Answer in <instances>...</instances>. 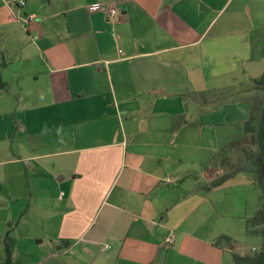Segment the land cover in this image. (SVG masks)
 Here are the masks:
<instances>
[{"label": "crops", "instance_id": "1", "mask_svg": "<svg viewBox=\"0 0 264 264\" xmlns=\"http://www.w3.org/2000/svg\"><path fill=\"white\" fill-rule=\"evenodd\" d=\"M250 1L0 0V264H234L261 190L182 185L249 118Z\"/></svg>", "mask_w": 264, "mask_h": 264}, {"label": "rangeland", "instance_id": "2", "mask_svg": "<svg viewBox=\"0 0 264 264\" xmlns=\"http://www.w3.org/2000/svg\"><path fill=\"white\" fill-rule=\"evenodd\" d=\"M233 1V3L239 1V0H231V2ZM255 0H251L249 2V6L251 7V11L249 12L250 15V23L252 24L253 22H255L257 19L258 20H263L261 18H259V16L257 14L254 13V9H255ZM261 2L264 5V0H261ZM245 9L247 10V6H245ZM225 16V15H224ZM224 16H220L218 18V22L217 23H223L225 21ZM258 47V46H257ZM258 49V48H257ZM251 97V94H250ZM250 115V113H249ZM227 130H229V132L232 134L231 136H233L235 141H240L237 142L238 145L236 147H227L224 146L221 149L226 148V150H222L223 154L220 153V151H217L218 153H216L214 156H212L210 159H206V161H204L199 167L194 168V174L197 175L199 174V177H188L187 179H185L182 187H243L241 192H236L234 194H232L231 192L228 194L227 192H223L220 193L219 196L217 197V199H215V201H221L223 197H227L228 196H234L235 197H239L240 200L243 199L244 197L246 199L253 200L255 197V194L260 188L257 185L256 182V177L255 174H250V173H243L245 176H247L249 174L250 180L252 181L253 185L257 188H254L252 190V186L246 184H229V185H223V186H212L211 182L218 176L225 174L229 171H233L235 170V167L241 163L242 157H243V149H257V145L255 143L252 142L250 134L249 133H245L244 130L238 126L237 127H233L230 126L227 127ZM205 133L207 132L206 130L204 131ZM218 135L219 131H218ZM207 137V135H206ZM245 137V138H244ZM221 138V135H220ZM244 138V139H243ZM218 141L220 140L219 138L217 139ZM223 140V139H222ZM222 140H220V142H222ZM243 140V141H241ZM224 144V143H222ZM205 150L207 152L208 155V148L205 146ZM225 158V159H224ZM224 159V160H223ZM223 160V161H222ZM174 186V185H173ZM253 197V198H252ZM229 199V197L227 198ZM263 203V197L261 199V204ZM217 210L220 213L223 214H227V207L226 206H222V203L219 202L217 205ZM253 212H251L249 209L247 211V215L248 216V220L245 221V229L242 232H239L238 234L236 233L235 237L230 239L229 241L226 240L223 236L220 238L219 244L223 245L224 248H226V252L229 251L230 245H232V250H234L233 252H238V253H248V254H253L256 251H259L261 249H263V234H262V226L258 225L257 230L254 232L252 231L253 228H255L256 224H254L252 222V217ZM223 226V224H222ZM223 229L225 228L224 226L222 227ZM253 247H255L256 249H252ZM228 249V250H227ZM232 252V253H233ZM231 253V255H232ZM230 254V253H228ZM162 258L160 257V261L158 264H160Z\"/></svg>", "mask_w": 264, "mask_h": 264}, {"label": "trees", "instance_id": "3", "mask_svg": "<svg viewBox=\"0 0 264 264\" xmlns=\"http://www.w3.org/2000/svg\"><path fill=\"white\" fill-rule=\"evenodd\" d=\"M250 97V115L249 118L241 123V127L245 133H249L253 143L257 145V149H243V157L241 163L235 167V170L229 171L216 177L212 182V186H219L223 184L228 178L235 176L239 173H252L255 174L256 182L262 192L263 203L261 204L260 210L252 218V222L262 226L263 234V211H264V184L261 174V164L264 160V72L260 77L254 78L251 81L250 87L247 89ZM226 92H221L219 98H232L236 100V93L229 91L225 96ZM214 96V95H213ZM224 96V97H223ZM206 97V96H204ZM237 142L230 143L227 147H236ZM221 149L220 153L223 154ZM225 159V158H224ZM223 159V160H224ZM222 160V161H223ZM225 239L227 237H224ZM232 260L234 264H264V250L254 252L253 254H240L238 252L232 253ZM11 256L9 250H7L6 259L1 264H10Z\"/></svg>", "mask_w": 264, "mask_h": 264}, {"label": "built area", "instance_id": "4", "mask_svg": "<svg viewBox=\"0 0 264 264\" xmlns=\"http://www.w3.org/2000/svg\"><path fill=\"white\" fill-rule=\"evenodd\" d=\"M17 3L21 6L25 4V0H17ZM102 5L98 4H91L88 6L89 11H95L101 9ZM110 16L115 17L117 14V10L114 8H111L109 11ZM34 15H25L20 18V22L23 26H27L28 23L34 20ZM174 234L172 232L168 233V235L165 237V245L170 246L174 242ZM106 248H109V245H106ZM255 249V248H253Z\"/></svg>", "mask_w": 264, "mask_h": 264}, {"label": "water", "instance_id": "5", "mask_svg": "<svg viewBox=\"0 0 264 264\" xmlns=\"http://www.w3.org/2000/svg\"><path fill=\"white\" fill-rule=\"evenodd\" d=\"M261 174H262L263 184H264V160L261 164ZM262 219H263V250H264V211H263Z\"/></svg>", "mask_w": 264, "mask_h": 264}]
</instances>
